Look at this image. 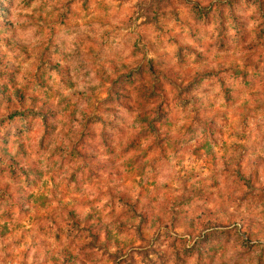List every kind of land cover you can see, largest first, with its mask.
I'll return each mask as SVG.
<instances>
[{
  "label": "clouds",
  "instance_id": "9594fccd",
  "mask_svg": "<svg viewBox=\"0 0 264 264\" xmlns=\"http://www.w3.org/2000/svg\"><path fill=\"white\" fill-rule=\"evenodd\" d=\"M0 264H264V0H0Z\"/></svg>",
  "mask_w": 264,
  "mask_h": 264
}]
</instances>
